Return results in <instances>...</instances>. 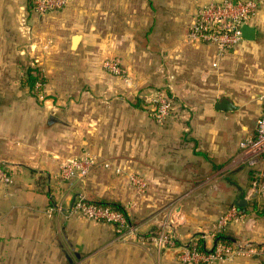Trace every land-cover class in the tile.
I'll return each instance as SVG.
<instances>
[{"label":"crops","instance_id":"crops-1","mask_svg":"<svg viewBox=\"0 0 264 264\" xmlns=\"http://www.w3.org/2000/svg\"><path fill=\"white\" fill-rule=\"evenodd\" d=\"M185 1L191 10L194 2L212 0ZM67 10L38 14L32 0H0V162L12 177L10 184L0 183V264H183L172 250L157 251L134 236L120 239L113 225L72 214L70 207L80 194L118 202L136 225V236L162 228L184 242L206 235L222 212L246 199L250 175L238 143L254 133L263 90L237 94L228 67L242 42L219 56L213 45L187 43L184 21L158 32L149 27L139 47L129 28L128 39L113 33L109 47L100 31L79 30ZM25 13L31 37L37 19H54L44 30L54 45L37 47L30 30L19 26ZM73 35L80 37L74 48ZM109 50L127 51L126 72L133 79L125 83L103 73L96 57ZM28 68L42 71L40 92L23 85ZM162 87L172 91L175 103L159 125L133 99L138 96L143 105L150 90ZM223 100L233 108L217 109ZM84 154L112 166L95 167L83 180H56L64 160ZM114 166L123 172L116 174ZM129 171L146 179L143 194L135 192ZM250 201L240 207L246 219L221 232L263 245L264 198H252L255 211ZM214 264L264 260L236 256Z\"/></svg>","mask_w":264,"mask_h":264},{"label":"built area","instance_id":"built-area-1","mask_svg":"<svg viewBox=\"0 0 264 264\" xmlns=\"http://www.w3.org/2000/svg\"><path fill=\"white\" fill-rule=\"evenodd\" d=\"M259 2V0H212L197 5L186 28L185 41L189 44L213 45L218 55L222 56L244 40L241 28L244 24H250L257 12ZM65 4L66 0H32L33 10L38 14L61 9ZM23 25H26L24 16L21 17V26ZM212 65L215 66L216 63ZM103 66L111 74L118 75L123 72L118 58L106 59ZM258 98L262 108L254 133L245 136L238 143L239 155L247 165L250 175L246 200L264 198V90ZM145 101L152 119L162 125L172 111L175 96L168 88L150 92L145 97ZM98 166L108 169L112 163L91 154L68 158L61 163L55 178L60 182L73 179L83 180ZM113 169L116 174L123 172L120 166H114ZM127 177L136 193L143 194L147 190L148 183L140 173L129 171ZM11 182V168L0 162V183L10 184ZM70 212L94 222L113 225L120 239L124 240L134 236L143 244H151L157 251L172 250L175 258L183 264H214L236 256L251 257L253 255L264 260V249L247 240L228 243L216 238L217 233L230 223H240L246 219V214L241 212L235 204L218 216L212 229L206 232V235L194 236L184 242L177 238L174 231L162 228L145 236H136V225L128 220L123 212L92 203L82 194L74 198ZM199 238L203 240L202 245L199 244Z\"/></svg>","mask_w":264,"mask_h":264},{"label":"rangeland","instance_id":"rangeland-1","mask_svg":"<svg viewBox=\"0 0 264 264\" xmlns=\"http://www.w3.org/2000/svg\"><path fill=\"white\" fill-rule=\"evenodd\" d=\"M27 1L29 3V0ZM259 1L258 9L255 14L257 19L253 22L254 27L256 28L255 39L252 41H242L241 45L243 50L238 54L236 53L237 56L231 57L230 67H228L235 78L234 83L236 84V87H238V91L236 90L237 94L241 95L244 93L250 94L254 91L260 93L262 90H264V0ZM198 3L199 1L194 2L192 9L190 10L187 1L185 0H66V4L62 9H71V11L67 10L66 13H72L71 22L78 24L79 30H84L89 33L91 31H100L101 36L105 41V45L109 47L111 46V39H114L113 33L125 34V37L128 39V28L130 29L131 36L133 34L132 38L139 47L144 42V34L148 31L149 27H151L152 32H158L165 26L175 25V23L181 24V22L184 23V21H186V30L191 15ZM24 15L26 18V25H23V28L29 32L30 28L27 14L25 13ZM169 16L171 18H168ZM160 17L163 20L160 21ZM37 20L39 22V29L36 31V34L34 33V35L31 37L32 26L29 22L31 30L29 32L30 35H28L30 38H32L33 42H35L41 51H45L54 45V39H52V37H50L44 30H48V28H51V26L53 27L55 21L52 19V17L48 16L44 17L43 19L39 18ZM19 24V26H21V17L19 19ZM118 25L124 26L125 29H118ZM30 38L29 40H31ZM91 38L94 39L95 36H91ZM97 38L100 37L97 36ZM150 38L153 40L152 37ZM148 42L152 43L150 42V39ZM126 50L121 53L116 52L115 54L109 50L103 52L102 55L99 54L100 56L98 55V57H96L98 58L99 66L104 74H111L104 68V61L112 57L118 58L121 62V67L124 73L122 72L118 75H111L121 77L122 81L125 83V79H133L132 74H130V72H126ZM124 53L125 56L123 55ZM37 70L38 71H35V73L38 77V80L41 82L38 81V85L36 84L35 88L33 89L34 92H40L45 82L42 71L39 68ZM163 89L168 88L162 87L155 89V91ZM137 99L141 98H138V96L134 97L133 104L138 103ZM138 106L141 108L144 106L145 109H143L150 116L148 104L145 99H143V105L138 103Z\"/></svg>","mask_w":264,"mask_h":264},{"label":"trees","instance_id":"trees-1","mask_svg":"<svg viewBox=\"0 0 264 264\" xmlns=\"http://www.w3.org/2000/svg\"><path fill=\"white\" fill-rule=\"evenodd\" d=\"M35 68H28L26 73H25V76H24V79H23V85L26 86L29 90L33 91V89L35 88L36 84L38 83V77L35 73ZM41 82V81H39ZM136 106L138 105V103L135 104ZM91 201V200H89ZM92 203H95V204H98V205H102V206H108V207H111V208H114V209H117L121 212H123V214L128 218V220H131L124 208V206H122L120 203L118 202H106V201H91ZM251 202V208H252V211L256 210V203L255 201H250ZM239 209L241 210V212L243 213H247V210L246 208H240ZM199 236V235H198ZM216 238H218V240H222V241H225V242H232L233 240L231 239L230 236H228L227 234H224L222 232H219L217 233L216 235ZM199 240V244L201 243L202 245V242L203 240L201 238L198 239ZM259 248H263L264 249V244L263 245H257Z\"/></svg>","mask_w":264,"mask_h":264},{"label":"water","instance_id":"water-1","mask_svg":"<svg viewBox=\"0 0 264 264\" xmlns=\"http://www.w3.org/2000/svg\"><path fill=\"white\" fill-rule=\"evenodd\" d=\"M241 32H242V37L245 40L252 41L255 39L256 29L254 26L250 24H244L241 28ZM79 38H80L79 35H73L71 37V44L73 48L77 45ZM216 108L217 109H231L233 108V106L227 100H223L221 103H219L216 106ZM246 204H247L246 199H239L238 201L235 202V205H237L238 207H244Z\"/></svg>","mask_w":264,"mask_h":264}]
</instances>
